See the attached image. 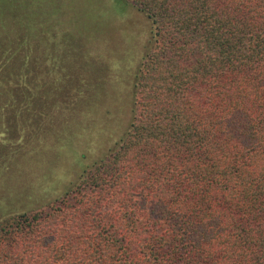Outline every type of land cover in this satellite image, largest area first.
<instances>
[{
	"label": "trees",
	"instance_id": "1",
	"mask_svg": "<svg viewBox=\"0 0 264 264\" xmlns=\"http://www.w3.org/2000/svg\"><path fill=\"white\" fill-rule=\"evenodd\" d=\"M47 1L0 0V97L50 65ZM125 1L153 25L131 127L74 189L3 222L0 264H264V0Z\"/></svg>",
	"mask_w": 264,
	"mask_h": 264
},
{
	"label": "rangeland",
	"instance_id": "2",
	"mask_svg": "<svg viewBox=\"0 0 264 264\" xmlns=\"http://www.w3.org/2000/svg\"><path fill=\"white\" fill-rule=\"evenodd\" d=\"M47 1V0H46ZM50 63H28L20 93L0 97V226L41 210L126 137L138 110L136 75L151 20L125 0H48ZM57 43V44H56Z\"/></svg>",
	"mask_w": 264,
	"mask_h": 264
}]
</instances>
